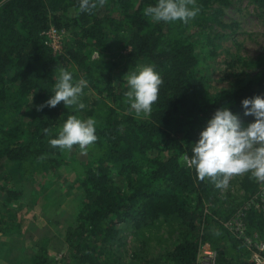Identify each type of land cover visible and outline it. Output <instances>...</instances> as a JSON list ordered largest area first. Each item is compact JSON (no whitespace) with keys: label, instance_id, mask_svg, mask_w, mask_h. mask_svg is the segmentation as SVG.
Here are the masks:
<instances>
[{"label":"trees","instance_id":"obj_1","mask_svg":"<svg viewBox=\"0 0 264 264\" xmlns=\"http://www.w3.org/2000/svg\"><path fill=\"white\" fill-rule=\"evenodd\" d=\"M251 1L264 11V0ZM156 2L107 0L89 14L79 13V0H0V168L8 163L25 176L47 156L64 162L65 153L48 141L57 137L69 115L86 117L63 102L37 111L51 97L61 68L71 72L75 81L80 74L111 102L89 115L97 121L98 140L87 147L76 171L82 198L74 224L66 228L61 260L49 255L43 239L27 264H118L110 249L120 233L116 224L131 222L139 229L160 217H174L186 230L162 264H193L203 242L216 249V264H251L242 242L222 222L219 233L212 231L209 218L218 220L213 215L218 213L217 188L209 178L200 181L180 157L191 155L207 120L222 106L229 107L245 126L254 121L244 115L241 101L264 96V69L232 90L211 95L199 71L208 44L201 39L202 24L231 0H196L200 12L186 25L156 23L146 17L144 8ZM50 28L64 34L59 52L46 42ZM110 40L121 41L125 68L155 65L162 76L150 116H119L116 106L121 105L124 91L113 80L112 68L107 64L94 72L89 54L98 50L106 56ZM228 64L232 70L233 60ZM44 128L50 130L48 135ZM257 184L249 173L241 179L246 199L256 192ZM210 205L211 212L206 208ZM9 219L8 211L0 210V233L17 232L18 226ZM246 222L262 234L260 211L249 209Z\"/></svg>","mask_w":264,"mask_h":264},{"label":"rangeland","instance_id":"obj_2","mask_svg":"<svg viewBox=\"0 0 264 264\" xmlns=\"http://www.w3.org/2000/svg\"><path fill=\"white\" fill-rule=\"evenodd\" d=\"M211 13L209 9L208 14ZM202 33L203 44H208L199 71L204 73L211 95L232 90L264 69V11L251 0H231L216 17L204 21ZM58 39L62 45L64 34H59ZM52 42L57 43V35ZM109 44L106 56L95 50L89 54V61L95 64L94 72L109 64L113 80L125 93L128 86L124 76L131 72L121 61L125 50L121 49L120 40H110ZM231 59L234 63L232 70L227 67ZM236 72L242 74L237 75ZM78 75L80 80L82 77ZM83 93L81 102L86 107L78 113L86 119L105 105H111L105 94H98L89 83ZM125 100L123 95L121 105L116 106L117 114H132L139 118L134 111H130ZM63 152L66 156L64 162H58L55 155L47 156L45 162L25 176H20L17 169L8 163L0 168V210L6 209L11 217L10 224L18 226L17 232L0 233V264H27L43 239L46 240L49 255L54 259L66 250L65 231L67 226L74 224L82 198L76 171L85 154L75 145L72 151ZM244 176H233L226 188H217L215 210L218 213L213 215L218 220L209 218L214 233H219L221 222L230 220L245 201L240 186ZM253 180L258 183L257 188L264 185V182ZM116 183L122 186L120 181ZM206 208L211 212L213 207ZM245 223L246 233L264 236V227L260 234ZM116 226L120 229L119 237L111 242L110 249L118 258V264H162L167 253L186 233L174 217L148 221L139 229L131 222Z\"/></svg>","mask_w":264,"mask_h":264},{"label":"clouds","instance_id":"obj_3","mask_svg":"<svg viewBox=\"0 0 264 264\" xmlns=\"http://www.w3.org/2000/svg\"><path fill=\"white\" fill-rule=\"evenodd\" d=\"M106 2L79 0L78 11L91 14ZM199 12L196 0H157L155 5H148L143 10V14L153 22H182L185 25L195 19ZM124 77L128 86L124 93L125 102L130 106V111L137 116H150L164 82L155 65L140 66L135 71H128ZM87 87V80L81 78L75 81L71 72L61 68L51 97L38 105L37 111L44 107L55 108L61 102L68 109L83 110L86 105L81 102V97ZM241 104L245 109L244 115L253 116V122L245 126L229 107L222 106L207 120L198 141L193 144L191 155L183 153L180 157L186 167L196 171L200 181L209 178L218 189L226 188L233 176L246 173H250V178L264 182V96L245 98ZM96 124L94 118L80 119L76 115H69L57 137L49 139L48 143L61 152H70L74 145H78L84 153L89 145L98 140ZM42 131L45 135L50 132L48 128Z\"/></svg>","mask_w":264,"mask_h":264},{"label":"built area","instance_id":"obj_4","mask_svg":"<svg viewBox=\"0 0 264 264\" xmlns=\"http://www.w3.org/2000/svg\"><path fill=\"white\" fill-rule=\"evenodd\" d=\"M47 35V43L53 48L54 51L61 50V43L58 35L61 32L50 28L45 33ZM57 35V43H53ZM254 208L260 211L264 216V185L257 188L256 192L245 199L242 206L235 211L232 218L222 221V225L228 229L235 238L240 240L246 250L248 251V261L251 264H264V236L257 233L248 234L245 231L246 213L249 209ZM62 254L56 257V261H60ZM217 251L209 243L203 242L199 244L197 254L193 264H216ZM68 264V263H58Z\"/></svg>","mask_w":264,"mask_h":264}]
</instances>
